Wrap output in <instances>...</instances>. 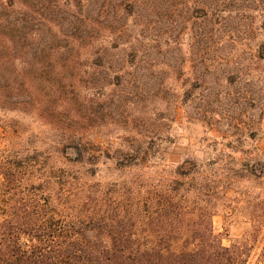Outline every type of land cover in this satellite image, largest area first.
<instances>
[{
    "label": "rangeland",
    "instance_id": "rangeland-1",
    "mask_svg": "<svg viewBox=\"0 0 264 264\" xmlns=\"http://www.w3.org/2000/svg\"><path fill=\"white\" fill-rule=\"evenodd\" d=\"M78 1L41 0L42 37L97 40L69 68L56 112L65 130L86 136L90 165L71 167L68 147L48 160L65 162V176L89 172L90 189L71 206L128 212V189L141 185L163 208L175 169L194 164L196 187L233 180L211 219L221 246L264 264V0H82V14ZM29 4L0 0V21L27 19ZM39 139L41 151L57 141L42 124ZM138 148L147 155L128 166Z\"/></svg>",
    "mask_w": 264,
    "mask_h": 264
},
{
    "label": "trees",
    "instance_id": "trees-1",
    "mask_svg": "<svg viewBox=\"0 0 264 264\" xmlns=\"http://www.w3.org/2000/svg\"><path fill=\"white\" fill-rule=\"evenodd\" d=\"M29 2L27 19L0 21V264H246L221 246L211 223L230 200L233 180L204 177L196 187L194 164L175 169L163 208H154L141 185L128 189V212L82 213L71 206L81 201L74 195L90 189L89 172L65 176V162L56 167L48 160L68 147L77 156L71 167L90 165L86 136L65 130L56 112L72 86L69 68L92 56L97 40L88 33L64 36L59 46L54 34L42 37L41 0ZM82 2L75 4L80 14ZM41 124L57 138L43 151L36 146ZM131 152L136 163L128 166L148 148Z\"/></svg>",
    "mask_w": 264,
    "mask_h": 264
}]
</instances>
